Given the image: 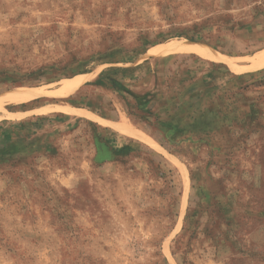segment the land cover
<instances>
[{
	"label": "rangeland",
	"instance_id": "374dc122",
	"mask_svg": "<svg viewBox=\"0 0 264 264\" xmlns=\"http://www.w3.org/2000/svg\"><path fill=\"white\" fill-rule=\"evenodd\" d=\"M187 43L236 69L156 54ZM262 49L264 0H0V99L94 68L143 97L4 103L0 264H264Z\"/></svg>",
	"mask_w": 264,
	"mask_h": 264
},
{
	"label": "crops",
	"instance_id": "0c3cea01",
	"mask_svg": "<svg viewBox=\"0 0 264 264\" xmlns=\"http://www.w3.org/2000/svg\"><path fill=\"white\" fill-rule=\"evenodd\" d=\"M155 49H153L151 51V53L153 55H154L153 52H154ZM263 50L264 49L256 52L255 54L260 53ZM207 52H209V54H211V55H213V56H215L217 58L218 57H227L226 55L218 54V53L213 52V51H207ZM143 54H145V52L142 53V54L140 53L139 55H143ZM167 55H173V54H167ZM254 55H252V56H254ZM248 57H251V56H248ZM248 57H246V58H248ZM144 66H145V64L142 67H144ZM250 66H251V64H250ZM261 69H264V67H260V68H257V69H254V70H249V71L252 72V71H257V70H261ZM79 70H80V67H79ZM111 70H115V69L112 68ZM129 70L132 73H136L137 75H139L141 73V64L137 65L136 67H133L132 69H127V70L123 69L119 73H121V75H123V77H125L124 74H126V72H128ZM93 73H96L95 79L93 81L85 82L83 84L84 87L79 92H77L76 94L68 97L67 99L40 98V99H37V100H35V101L31 102V103L20 104V105H30V104H34V103H37V102H40V101H45L44 104L36 106L34 108H30V109L25 110V111H15V112H11V113H27L26 115L23 116L24 118L27 117V116H31V118H34L35 115H39L38 113L35 112V110H38L41 107H45L47 105H64V106H69V107L74 108V109L85 110V111L89 112L90 114H92L93 116H95V118H97V119L104 120V121L109 120V118L107 116H103V115H101V113L98 112L99 110H98L97 104L95 102V99L93 97L94 96L93 92L96 91V90L102 91L105 94L104 96H107L108 93H109L117 101H118V99H121V97H122L121 95H124L123 93H125V92H122V91L117 90L116 88H114V86L109 81L108 82L105 81L104 83H100V78H101L102 74L97 71V68L96 69L95 68L91 69L89 71H86V70L82 71V72L80 71V72L74 74L73 76H71L69 78H65L63 80L72 79V78H74L76 76L88 75V74H93ZM63 80H61V81H63ZM136 83H137V89L140 90L141 89V81L139 80ZM37 87H43V86L23 87V88H37ZM125 88H127V87H125ZM17 89H20V88H17ZM17 89H15V90H17ZM15 90H12V91H15ZM9 92H11V91H9ZM117 93H119V94H117ZM135 94H138V95H136L138 97L141 96V92L140 91H135ZM6 95H8V94H5L4 96H6ZM14 106H19V105H14ZM55 114H64V113H55ZM71 117H74V118H77V119H86V120H89V121H94L93 119H89V118H85V117H79V116H71ZM113 125H115V124H113ZM21 143H24V142L13 143L12 147L18 148Z\"/></svg>",
	"mask_w": 264,
	"mask_h": 264
},
{
	"label": "bare ground",
	"instance_id": "6f19581e",
	"mask_svg": "<svg viewBox=\"0 0 264 264\" xmlns=\"http://www.w3.org/2000/svg\"><path fill=\"white\" fill-rule=\"evenodd\" d=\"M188 44V43H187ZM156 54L157 55H167V54H171V53H188V54H197L200 56L205 57V59H212L214 61H218V62H227L230 66H232L233 68L237 67V64L235 63V60L226 58V57H215L211 54H209V52H205L193 45H175L169 48H159L156 50ZM260 59L262 60L261 66H264V53H262L261 55H259ZM236 69V68H235ZM88 76L87 75H81V76H77L72 80L66 81V84L64 86V89L62 90V93L64 94H70V93H74L75 91H77L80 87L83 86V84L87 81ZM88 79H91L88 78ZM39 93L35 92L34 90H20V91H14L12 93H8V95L4 96L3 98L0 99V112L4 111L5 108L4 103H7L8 101H11L12 103L15 104H24V103H29L31 101H33V99L38 96ZM72 110V109H71ZM69 110L68 108L64 109L65 112L67 113H72L73 111ZM76 111V110H74ZM5 112V111H4ZM51 112L50 108H45L44 110H40L37 113L40 114H48ZM77 112V116H86V117H91L90 114L86 111H76ZM76 115V113H75ZM119 129L127 134H133V132L131 131V129H127L124 128L123 126L120 127ZM136 134V133H135Z\"/></svg>",
	"mask_w": 264,
	"mask_h": 264
},
{
	"label": "trees",
	"instance_id": "16d2710c",
	"mask_svg": "<svg viewBox=\"0 0 264 264\" xmlns=\"http://www.w3.org/2000/svg\"><path fill=\"white\" fill-rule=\"evenodd\" d=\"M102 77V76H101ZM101 79V78H100ZM109 82L114 86V88H116L117 90H120L122 92H126L127 94L133 95L135 96V98H143V97H138L136 95H134L131 91H129L128 89H126L125 87L123 88V86L121 87V85L119 86L116 81L114 79H110Z\"/></svg>",
	"mask_w": 264,
	"mask_h": 264
}]
</instances>
